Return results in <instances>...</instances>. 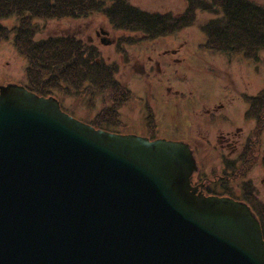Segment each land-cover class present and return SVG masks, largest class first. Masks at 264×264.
Returning <instances> with one entry per match:
<instances>
[{"label":"water","instance_id":"95a60500","mask_svg":"<svg viewBox=\"0 0 264 264\" xmlns=\"http://www.w3.org/2000/svg\"><path fill=\"white\" fill-rule=\"evenodd\" d=\"M194 169L181 142L97 130L0 86V264H264L250 208L195 194Z\"/></svg>","mask_w":264,"mask_h":264},{"label":"rangeland","instance_id":"374dc122","mask_svg":"<svg viewBox=\"0 0 264 264\" xmlns=\"http://www.w3.org/2000/svg\"><path fill=\"white\" fill-rule=\"evenodd\" d=\"M104 1L107 7L111 5L109 0ZM249 1L264 7V0ZM128 2L150 14H171L173 17L183 14L185 9L183 0H128ZM211 19H214L213 15L196 13L194 23L177 32L176 35L150 39L144 38L141 33L131 34L114 30L104 15L94 13L81 20L39 21L33 40L75 37L85 45L95 48L100 61L116 67L117 81L132 95L131 100L116 110L120 123L114 128L117 134L144 137L148 131L146 122L151 120L150 118L146 120V106H148L157 121L154 137L181 141L204 137L207 143L203 146L206 148L200 149L194 146L192 152L198 162V155L202 156L200 164L205 176L213 177V181L207 183H211L212 189L222 193L224 187L221 188L220 183L223 179H215L216 175L213 176V172L221 175L222 159L219 156L220 152L210 153V151L215 153V150L211 149L208 142L209 139H216L220 129L221 132L226 130V122L217 125L219 129L209 127L210 121L204 114V109H208L215 101L223 102L227 98L235 100L242 95L254 96L257 91L264 88V50L258 52L256 60L235 54L211 55L212 52L205 46L201 47L211 52L210 54H195L199 46L205 42L202 26ZM2 24L11 29L16 26V21L10 19ZM100 30L109 33V39L114 40L112 46H103L100 43V39L104 37ZM96 32H99V36H96ZM129 39L132 43L127 46L125 41ZM12 42L13 34L8 40L0 41V86L20 85L25 81L26 62L16 54ZM174 49L177 50L175 56L171 54ZM140 63L144 65L143 71ZM149 68H153V71ZM155 80L161 87L156 86ZM187 82L190 83L189 86H185ZM57 95L64 110L83 123L94 121L105 107L110 106L108 95L100 94L93 98L90 95L81 97L72 94L68 97ZM169 102L174 103L178 109L176 114L170 111L162 112L161 108L170 107ZM221 111L227 112L226 107L222 106ZM233 123L232 129L241 128L244 132L250 129L247 122L241 127H238L235 120ZM174 129L178 132H172ZM260 144L255 148L257 157L254 166H243L242 170L239 169L225 179L226 187L234 197L242 198L241 189L245 182L249 183L246 187L252 188L256 197L264 203V170L257 163L260 159L259 155L264 151V139Z\"/></svg>","mask_w":264,"mask_h":264},{"label":"trees","instance_id":"16d2710c","mask_svg":"<svg viewBox=\"0 0 264 264\" xmlns=\"http://www.w3.org/2000/svg\"><path fill=\"white\" fill-rule=\"evenodd\" d=\"M109 1L111 5L107 7L104 0H0V41L8 40L13 34L14 50L26 62L25 81L20 85L39 97L55 98L66 113L57 94L63 97L90 95L92 98L108 95L110 106L105 107L94 121L86 123L97 130L117 133L114 128L120 123L116 110L132 99L130 91L117 81L116 67L100 61L95 48L80 39L49 37L34 41L37 22L81 20L101 13L114 30L157 38L191 26L196 13H203L214 16L202 26L204 46L208 51L256 60L258 52L264 50V7L249 0H183L185 9L179 17L150 14L132 6L128 0ZM10 19L16 21V26L11 29L2 24ZM251 100L248 118H260V114H264V88ZM148 124V129L153 126ZM257 127L260 129L261 124ZM252 159L251 151L245 152L239 158L241 169L252 167L255 161ZM226 184V179L220 183L224 187L221 196L244 201L249 206L259 222L264 240V203L252 188L246 187L249 183L243 185L242 198L234 197Z\"/></svg>","mask_w":264,"mask_h":264},{"label":"flooded vegetation","instance_id":"af4514ba","mask_svg":"<svg viewBox=\"0 0 264 264\" xmlns=\"http://www.w3.org/2000/svg\"><path fill=\"white\" fill-rule=\"evenodd\" d=\"M180 16V15H179ZM177 16V17H179ZM103 30H100V33L102 34ZM104 37L100 39V43L103 46H112L114 43V40H110L109 39V33L105 32ZM125 32V31H123ZM179 32V31H178ZM131 34H136L133 32H128ZM142 34V33H141ZM176 33L171 34V35H176ZM103 35V34H102ZM169 35V36H171ZM96 36H99V32H96ZM166 36V35H165ZM144 38H148L147 35L143 34ZM164 37V36H161ZM150 38V37H149ZM159 38V37H157ZM152 39V38H150ZM126 45H130L132 43V40H126L125 41ZM204 47V43L201 44L199 46L198 51L195 54L198 53H204V54H210L208 51L204 50L202 47ZM177 53V50L174 49L171 51V54H173V56H175ZM213 55V53L211 54ZM228 56H231L230 54H227ZM152 60H149V62H151ZM140 68L143 71L144 65L142 63H140ZM152 69L153 68H149ZM170 76H172V74H169ZM156 79V78H155ZM157 82V80H155ZM159 84V82H157ZM156 86L159 88L161 87V85L157 84ZM189 86L190 83L187 82V84H185V86ZM263 89V88H262ZM260 89L259 91H257V93L254 96H244L242 95V97H239L237 99H232V98H227L225 99L223 102H217L215 101L214 103L211 104V106L208 109H204V114L207 116L208 120L210 121V125L209 127H217V125L219 124H223L224 122H226V130H222L223 132H221V129L219 130V133L216 136V139H209V144L211 146V149L215 150V153L210 151V153L212 154H218L219 152V156L222 159V173L221 175L216 174L215 172H213V176L216 175L215 179H228L230 174H234L236 171H238L239 169H241V162L239 161V158L248 150L251 151L252 154V159L251 161L256 160V146L260 144V142L262 141V139H264V118H263V113L260 114V118H248L249 112L252 108V100L253 98L257 97V95L259 94V92L262 90ZM178 94V93H177ZM165 100V99H164ZM168 105H170V107H166L165 108H161L162 112L165 113L167 111L172 112L173 114L177 113V108L174 105V103L169 102ZM222 106H225L227 109V112H222ZM147 108V115H146V120L147 119H151L150 121H148V123H154L152 124L153 126L151 128L148 129V131H146V135L144 136L145 138L149 139L150 141L153 140H157L159 138L154 137V133L157 131L156 127H157V121L154 117L153 114H151V109L146 106ZM201 111V109H200ZM161 113V112H160ZM201 113V112H200ZM154 117V118H153ZM221 120H224L221 122ZM231 120V121H228ZM233 120H235L238 123V127H241L242 125L249 123L250 125V129L246 132H244V130H242L241 128H237V129H232L234 128V123ZM146 122V127L148 128L149 124ZM261 124V128L258 129V125ZM219 129V127H217ZM226 131V132H225ZM154 132V133H153ZM172 132L177 133L178 130L176 131L175 129L172 130ZM173 137V136H171ZM176 137V136H175ZM198 139L196 140H187V141H181V140H168L167 141H175V142H181L184 143L190 150L193 156V159L195 161V169L190 177V185L191 187L194 189L195 194H199L205 197H211V196H215V197H228V196H221V194L224 193V188H222V186L220 185V187L222 188V193H219L217 191V189H212L211 188V183H207V182H211L213 181V177H208L205 176V173H203V167H201V155H198L199 158V162L197 161V158L195 155H193L192 152V147L194 146H198L200 149L206 148V146H203V144H206L207 141L204 137H196ZM199 140H201L202 142H200ZM261 147V144L259 145ZM255 151V152H254ZM221 152L223 154H221ZM260 159L258 160L260 165L262 166V161L264 159V151H262V153L259 155ZM255 161L253 162V166H254ZM263 167V166H262ZM235 169V170H233ZM242 170V169H241ZM264 170V167H263ZM223 174V176H222ZM246 184L245 182L243 183V185ZM216 184H214L215 186ZM242 185V186H243ZM227 186V184H226ZM218 187V185H217ZM241 192L243 194V187L241 189ZM241 194V195H242ZM243 203H245L243 201Z\"/></svg>","mask_w":264,"mask_h":264}]
</instances>
